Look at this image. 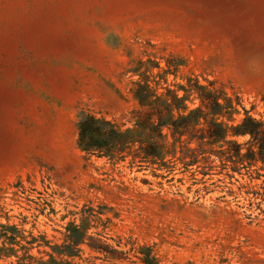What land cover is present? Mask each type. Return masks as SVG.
<instances>
[{
  "label": "rangeland",
  "instance_id": "rangeland-1",
  "mask_svg": "<svg viewBox=\"0 0 264 264\" xmlns=\"http://www.w3.org/2000/svg\"><path fill=\"white\" fill-rule=\"evenodd\" d=\"M86 115L110 152L79 145ZM245 117L264 122V0H0V264H264V163L218 153H246ZM209 122L225 137L194 159Z\"/></svg>",
  "mask_w": 264,
  "mask_h": 264
},
{
  "label": "trees",
  "instance_id": "trees-1",
  "mask_svg": "<svg viewBox=\"0 0 264 264\" xmlns=\"http://www.w3.org/2000/svg\"><path fill=\"white\" fill-rule=\"evenodd\" d=\"M199 97L201 104L207 108L209 111H212L214 107L220 108V105L216 101V97L213 98V95L210 92L205 91L203 87H200ZM199 112V110H197ZM160 119V117H158ZM198 116H194V120L197 122ZM185 118H183V121ZM144 118H139L138 123L140 126L145 127L147 122H144ZM102 125H109L107 121L99 120L92 115H86L79 122V145L88 153H93L95 149L102 150L105 149L106 152H110L112 147L119 142L120 135L118 132L112 127L110 130L106 131L101 128ZM163 125V122H158L154 129L157 130L160 135V127ZM180 124L176 123V121L172 122L173 132L172 134H180L181 130H179ZM185 130H188V124ZM190 134V139L196 138L199 143L196 148L188 149L195 156L201 154L203 151L202 143L200 140L203 138H207L209 143H215L219 140H223L225 137V128L221 123L218 122H209L206 127H192ZM95 133L96 138L89 142L87 140V136ZM235 134H249L251 136V140H248L244 144H248L246 149V153L242 154V144L236 143L233 140H228L226 142L225 147H221L218 150V153L222 156V159L230 161L231 164H227L225 162L222 163V167H227L229 165L231 171H239L240 167H249L250 162L248 160H254L256 156L258 159L264 163V122L263 121H255L250 117H245L242 120V123L236 127L234 130ZM254 145L257 146L258 150L254 151ZM145 154L147 152L144 151ZM241 165V166H239ZM207 172H203L205 174ZM228 177H232V173H225ZM82 237V236H81ZM74 239L73 243H80L83 241V238ZM92 249L98 250L100 252L110 253L106 250V246L102 243L99 244H89Z\"/></svg>",
  "mask_w": 264,
  "mask_h": 264
}]
</instances>
